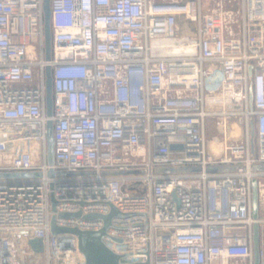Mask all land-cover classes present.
<instances>
[{
	"label": "built area",
	"instance_id": "obj_1",
	"mask_svg": "<svg viewBox=\"0 0 264 264\" xmlns=\"http://www.w3.org/2000/svg\"><path fill=\"white\" fill-rule=\"evenodd\" d=\"M43 2L0 0V172H42L0 177V264L24 263L27 236L42 240L45 264H85L77 236L53 235L51 218L55 213L61 226L98 230L102 219L59 213L107 214L109 202L122 214L112 218L103 241L125 264H255L254 178L264 264V172L251 168L264 161V0H240L236 13L223 0L207 9L202 0H51V60ZM161 39L189 49L154 51ZM211 120L221 138L207 137ZM233 122L241 125L239 139L231 135ZM173 143L183 147L171 149ZM217 163L245 167L205 170ZM164 165L202 171H155ZM51 168L94 173L50 177ZM111 169L144 172L102 173Z\"/></svg>",
	"mask_w": 264,
	"mask_h": 264
},
{
	"label": "water",
	"instance_id": "obj_2",
	"mask_svg": "<svg viewBox=\"0 0 264 264\" xmlns=\"http://www.w3.org/2000/svg\"><path fill=\"white\" fill-rule=\"evenodd\" d=\"M44 31H45V56L47 60L52 59V27H51V0H44ZM252 68L250 67V81L252 80ZM46 111L50 119L48 120L47 125V160L50 165L55 163V153H54V135L53 127L54 123L52 120L53 116V76H52V67L48 65L46 67ZM253 102V96L250 88V106ZM255 126L253 120L250 122V147L251 152L255 155ZM182 144L173 143L171 144V149L182 148ZM239 167H245L243 163H217L208 165L205 170L207 172H228L236 171ZM252 170L264 172V161L263 162H254L251 165ZM158 173H187V172H200L202 167L197 165H187V166H158L155 169ZM133 172H144V170H120V169H111L104 170V174H128ZM94 171L78 170V171H69V170H56L51 168L47 174L50 177L56 176H75L80 174H92ZM41 171H23V172H0V177L10 178V177H29V176H41ZM51 187H54V183L51 184ZM252 216L256 220L253 225V241H254V263L260 264V225L257 222L260 216V203H259V188L258 180L254 178L252 181ZM175 199H177L176 194L173 193ZM58 199L55 194L51 195V205L52 210L56 212L57 210ZM111 210L107 214L102 213H88L82 215L81 211L77 212H60L59 215L65 218L68 217H80L82 216L85 219H102L104 224L103 227L98 230L93 229H81L76 226H61L57 223V215L54 213L51 221L50 227L53 235H60L63 233H71L77 236L78 245L81 252L85 255V264H125L126 259L123 254H119L109 248L103 241L104 236L107 233L108 227L111 225L112 218L116 215H121L122 213L116 208V206L109 202ZM121 241L120 239H117ZM34 248L39 253L44 251V244L41 239L34 238L31 240ZM62 245L65 243L62 242ZM132 264H149V262H137Z\"/></svg>",
	"mask_w": 264,
	"mask_h": 264
},
{
	"label": "bare ground",
	"instance_id": "obj_3",
	"mask_svg": "<svg viewBox=\"0 0 264 264\" xmlns=\"http://www.w3.org/2000/svg\"><path fill=\"white\" fill-rule=\"evenodd\" d=\"M187 49L189 48H186L183 42L175 41L172 39H161V40H156L154 42V51L163 50V51H166L168 54H180L186 51ZM231 130H232L231 135L234 136L235 138L240 137V135L242 134V128L239 123L232 125ZM210 144H211V148L215 152H220V146H219L218 139L217 141L216 139H212L210 141ZM31 240L32 238L30 236H27L25 239V244H23L24 250H22L21 253L24 256V258L38 254Z\"/></svg>",
	"mask_w": 264,
	"mask_h": 264
},
{
	"label": "rangeland",
	"instance_id": "obj_4",
	"mask_svg": "<svg viewBox=\"0 0 264 264\" xmlns=\"http://www.w3.org/2000/svg\"><path fill=\"white\" fill-rule=\"evenodd\" d=\"M221 0H202V4H204V7L207 8H214L217 6V4H220ZM224 4H225V8L228 10H232L235 13L238 12V4L240 2V0H223ZM236 16V15H235ZM233 29L238 32L239 30V26L237 23H233ZM212 121V122H211ZM208 124V133H207V137L209 139H211L214 135H218L220 138L222 137L221 134H219L217 128H216V124L214 120H211ZM237 124L236 122H233V125ZM241 138L238 137V139ZM245 139V137H244ZM264 182V179L262 180ZM25 239H23V243H22V250H24V246L23 244H25ZM24 259V263L23 264H45V256L43 253H39L32 255L30 257H25L23 256Z\"/></svg>",
	"mask_w": 264,
	"mask_h": 264
},
{
	"label": "crops",
	"instance_id": "obj_5",
	"mask_svg": "<svg viewBox=\"0 0 264 264\" xmlns=\"http://www.w3.org/2000/svg\"><path fill=\"white\" fill-rule=\"evenodd\" d=\"M262 215L264 216V211H262ZM262 238L264 239V227L262 228Z\"/></svg>",
	"mask_w": 264,
	"mask_h": 264
}]
</instances>
